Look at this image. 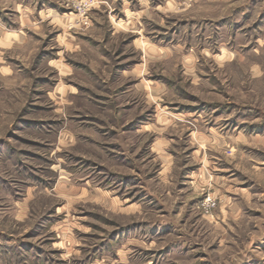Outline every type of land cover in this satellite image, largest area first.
Listing matches in <instances>:
<instances>
[{"label":"rangeland","instance_id":"374dc122","mask_svg":"<svg viewBox=\"0 0 264 264\" xmlns=\"http://www.w3.org/2000/svg\"><path fill=\"white\" fill-rule=\"evenodd\" d=\"M0 264H264V0H0Z\"/></svg>","mask_w":264,"mask_h":264},{"label":"crops","instance_id":"0c3cea01","mask_svg":"<svg viewBox=\"0 0 264 264\" xmlns=\"http://www.w3.org/2000/svg\"><path fill=\"white\" fill-rule=\"evenodd\" d=\"M203 167H199L198 168V171L197 172H194V174L191 175L192 177V185H194L195 187L197 188H201V187H206V188H215V192L217 193V191L220 193H222L223 191H227L226 195L222 194L221 196L222 197V200H223V204L224 206H220L219 207V213L221 215H224L225 213L226 214H230L231 212L234 213L235 211L233 209H236L237 207V203H235L233 200V197L230 196V194L232 192H229V191H233L234 190V187L230 189V185L229 184H216L218 183L219 181H222V176L221 175H218L216 173H210V172H204L207 179L206 182H201L199 179L201 178L202 176V173H203V170H202ZM206 170V169H205ZM202 179V178H201ZM215 186H218V187H215ZM236 189H239L238 187H236ZM229 198V199H228Z\"/></svg>","mask_w":264,"mask_h":264},{"label":"built area","instance_id":"2783aa9c","mask_svg":"<svg viewBox=\"0 0 264 264\" xmlns=\"http://www.w3.org/2000/svg\"><path fill=\"white\" fill-rule=\"evenodd\" d=\"M216 200L209 193L205 194L200 202V207L207 212L216 206Z\"/></svg>","mask_w":264,"mask_h":264}]
</instances>
